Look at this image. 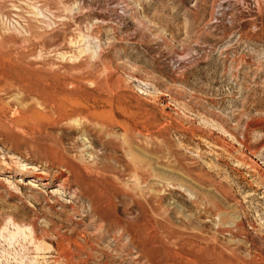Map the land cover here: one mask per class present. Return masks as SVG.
<instances>
[{
    "label": "rangeland",
    "instance_id": "obj_1",
    "mask_svg": "<svg viewBox=\"0 0 264 264\" xmlns=\"http://www.w3.org/2000/svg\"><path fill=\"white\" fill-rule=\"evenodd\" d=\"M0 264H264V0H0Z\"/></svg>",
    "mask_w": 264,
    "mask_h": 264
},
{
    "label": "bare ground",
    "instance_id": "obj_2",
    "mask_svg": "<svg viewBox=\"0 0 264 264\" xmlns=\"http://www.w3.org/2000/svg\"><path fill=\"white\" fill-rule=\"evenodd\" d=\"M136 160V159H135ZM124 163V162H123ZM136 164V163H135ZM105 167V166H104ZM107 167V166H106ZM136 170V169H135ZM135 172V171H134ZM135 174V173H134ZM164 175V174H163ZM167 176V175H166ZM170 177V176H169ZM139 180V179H138ZM66 183H68V179L67 178H65L64 180H63V183H62V185H65ZM44 185H46L47 184V182L46 183H43ZM64 188H65V186H64Z\"/></svg>",
    "mask_w": 264,
    "mask_h": 264
}]
</instances>
